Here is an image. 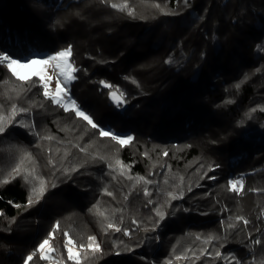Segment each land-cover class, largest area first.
Listing matches in <instances>:
<instances>
[{
    "label": "trees",
    "instance_id": "trees-1",
    "mask_svg": "<svg viewBox=\"0 0 264 264\" xmlns=\"http://www.w3.org/2000/svg\"><path fill=\"white\" fill-rule=\"evenodd\" d=\"M125 2L134 16L110 6ZM69 46L71 96L133 140L101 137L46 99L39 77L0 65V264L32 253L28 264H75L64 233L96 237L101 251L80 250V264H264V0H0V51ZM12 105L27 111L9 120ZM45 239L53 261L39 258Z\"/></svg>",
    "mask_w": 264,
    "mask_h": 264
},
{
    "label": "snow or ice",
    "instance_id": "snow-or-ice-1",
    "mask_svg": "<svg viewBox=\"0 0 264 264\" xmlns=\"http://www.w3.org/2000/svg\"><path fill=\"white\" fill-rule=\"evenodd\" d=\"M102 2L107 3L108 0H102ZM113 9H118L119 11H127V14L129 16H134V10L131 9L129 7V5L127 4V2L122 3V4H116V3H111L110 5ZM155 7L159 8L160 6L158 4L154 5ZM163 11V10H162ZM164 14H168V13H164ZM71 46H69L66 49L63 50H59L57 52H55V54H50L44 58H39V57H31V58H27V59H20V58H16L11 56L9 53L7 52H0V65H5L8 69V71L12 74L13 77H15L17 80L19 81H27L30 80V77L27 76H23L21 75L19 69H23V68H27V67H31L32 65H42V66H53L54 69L59 71V77H63V84L64 86H61V80L59 78H57V82H56V89L55 92H50L49 91V81L52 79L51 76L45 77V75H43L40 72L35 73V75H37L39 77V81L43 87V96L46 99H50L52 103L57 104L58 106L64 108L65 111H73L75 113V116L86 121L88 125H90L92 128L94 129H98L99 130V135L101 137H105V138H110L111 140L115 141L117 144H119L120 146H124L128 143H130L133 140V137L128 135V136H122L120 134L114 133L111 130H104L102 127H100V125L96 122H94L93 118L91 115L87 114L78 104L75 100L71 99L68 96V91H67V85L69 83H71V81L76 79V76L73 74L74 72L77 71V69L68 62V58L71 55ZM53 62H55L53 64ZM102 84H104L105 87H111V85L106 84L104 81H101ZM237 87H239V85H237ZM112 99L117 103V105L119 106L123 100V93L119 92L118 90L115 92L110 93ZM65 98H67V103H65ZM70 105V108H69ZM262 111H264V109H261ZM17 111L20 112H24L27 111L26 109H17L16 105H12V109H11V116L8 118L9 120H13L17 114ZM254 111V110H253ZM5 132V118L3 116H0V133H4ZM49 139H51V137H49ZM167 153H165L166 155ZM25 159H30V156H28L26 154L25 157L21 158V161L19 164H17L13 169H12V173H14L15 175H20V169H21V165L24 163ZM116 165L118 166H122L121 162L119 160L116 161ZM123 174V173H121ZM11 175V174H10ZM14 178V177H13ZM213 179L215 177H212ZM25 179L27 180V176H25ZM129 179H131V177H129ZM143 177L138 178L137 183H139L140 180H143ZM8 179L3 180V183H8ZM148 181H145V183H147ZM228 185L231 191L233 192H237L239 190L243 189V182L242 180H229L228 181ZM53 187H55V185H52ZM33 195H36L37 197H42L44 194V187H43V181L41 182V188L39 189V191H37L36 188H33ZM109 195H111V193H108ZM147 190L145 189V195H147ZM172 199H176V196L173 195L172 193L168 194ZM151 202V201H149ZM34 203V201L29 198L28 200V206H32V204ZM95 207V206H94ZM97 213L101 216L104 215L103 212H101L98 208H97ZM156 215L159 217V219L163 220L164 219V213L162 211H160L159 209H156ZM236 219L238 221H243L244 225H247L249 223L248 220L244 219L243 217H236ZM133 223H135V221H133ZM58 227V225H57ZM108 228H114L115 231H121L120 228L115 227V225H113L112 223H109L107 225ZM229 228H234L235 225L234 224H229L228 225ZM124 234L128 235V231L124 230ZM65 237H67L66 242L64 244V248L67 251V260L69 261H74L75 264H80V250L84 249L86 251H89L93 256L100 252V245L98 243H96V237L94 236H88L87 237V245L85 244H79L76 245V243L70 238L68 237V233H64ZM197 239H200L199 236L196 237ZM216 239V237L214 236H209L204 242L208 243L211 240ZM255 243L259 244L261 243L259 240L255 241ZM75 249V250H74ZM53 251V249L50 246V241L49 239H45L42 243L39 244L38 248H37V252L39 253V258L43 259V260H47L50 257L46 254L47 252ZM36 255V253H32L30 254L26 260H25V264H28L29 261L33 260L34 256ZM215 255L217 257H219L221 255V253L219 251H217L215 253ZM177 259H180V257H177ZM231 259L236 261V264H241V261L236 260L235 257H232ZM169 264H171V262H169Z\"/></svg>",
    "mask_w": 264,
    "mask_h": 264
},
{
    "label": "rangeland",
    "instance_id": "rangeland-1",
    "mask_svg": "<svg viewBox=\"0 0 264 264\" xmlns=\"http://www.w3.org/2000/svg\"><path fill=\"white\" fill-rule=\"evenodd\" d=\"M2 52V51H0ZM48 56V55H47ZM33 57H37V56H33ZM39 58H42V57H39ZM44 58V57H43ZM68 62L71 63L73 66H74V63L72 61V56L70 55V57L68 58ZM55 62H53L54 64ZM75 67V66H74ZM21 75L23 76H27V77H38L37 75H35V73L37 72H40L42 73L43 75H45V77H48V76H51L52 79L49 81V91L50 92H55V89H56V82H57V78H59L61 80V86L63 87L64 84H63V77H59V71L54 69L53 66H42V65H39V64H36V65H32L31 67H27V68H23V69H19ZM75 74V72L73 73ZM72 82V81H71ZM70 84L69 83L67 85V91H68V96L75 100L71 94H70ZM65 103H67V98H65ZM69 108H70V105H69ZM129 144V143H128ZM127 145V144H126ZM234 180H238V179H234ZM240 191V190H239ZM50 246H51V243H50ZM52 248V247H51ZM53 249V248H52ZM75 250V249H74ZM50 258L47 259L48 261H53L54 259V249L53 251H50V252H47L46 253Z\"/></svg>",
    "mask_w": 264,
    "mask_h": 264
}]
</instances>
